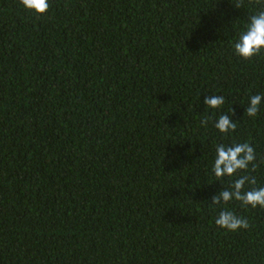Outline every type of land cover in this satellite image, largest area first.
<instances>
[{"label": "trees", "instance_id": "obj_1", "mask_svg": "<svg viewBox=\"0 0 264 264\" xmlns=\"http://www.w3.org/2000/svg\"><path fill=\"white\" fill-rule=\"evenodd\" d=\"M236 2L0 0V264H264V209L229 202L230 232L211 204L264 186V51L233 47L264 0ZM244 142L257 167L217 179L216 146Z\"/></svg>", "mask_w": 264, "mask_h": 264}, {"label": "clouds", "instance_id": "obj_2", "mask_svg": "<svg viewBox=\"0 0 264 264\" xmlns=\"http://www.w3.org/2000/svg\"><path fill=\"white\" fill-rule=\"evenodd\" d=\"M257 2L259 3V0ZM19 3L26 11L34 12L37 16L47 13L50 8L49 0H19ZM243 6L244 0H237L235 8ZM233 47L236 55L248 61L264 51V10L249 17L245 30L241 32ZM262 102H264V95H252L245 109L247 116L255 117ZM203 103L208 108L218 109L225 103V98L222 95H210L205 97ZM209 119L205 117L201 120V125L206 127ZM214 126L220 133L234 132L237 128L236 122L227 114H221ZM255 160V150L247 142L231 146L219 144L216 146L213 172L217 179L236 176L238 172L247 171L250 164L252 169H255L257 167ZM256 183L255 176L240 175L229 188H225L211 197V204L219 206L221 209L214 221L216 226L230 232L250 227L247 218L235 214L224 206L231 201H238L242 207L257 208L259 206L264 209V186L245 189L246 184L254 186Z\"/></svg>", "mask_w": 264, "mask_h": 264}]
</instances>
